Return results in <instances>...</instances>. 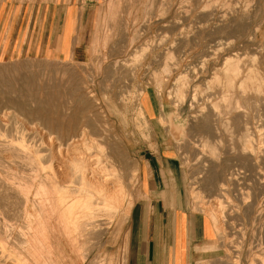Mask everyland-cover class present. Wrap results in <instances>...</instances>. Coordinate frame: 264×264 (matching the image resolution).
<instances>
[{
  "label": "rangeland",
  "instance_id": "1",
  "mask_svg": "<svg viewBox=\"0 0 264 264\" xmlns=\"http://www.w3.org/2000/svg\"><path fill=\"white\" fill-rule=\"evenodd\" d=\"M151 1L64 0V2H71L73 7L84 9L82 18H79L78 21L80 30L75 43L76 54L64 60H46L36 56L23 55V46L13 36L15 29L20 25L23 26V14L27 17L36 16L40 7L49 3L51 5L55 0H7L9 12H15L13 16L16 14V19L14 18L13 22H7L6 25L11 29L8 35L0 34V93H3L0 94V97L5 95L9 97V100H5L6 96L0 100V145L3 146H0V253L3 255L0 254L2 256H0V264H23L24 259H26L25 262L29 260L26 262L27 264H34L41 258L40 264L43 262L51 264L53 260L54 262L57 261L55 263L58 264H131L134 260L137 264H143L145 247L143 243H146V230L142 229L140 232V243L135 248L132 247L133 249L130 246L132 236L130 225L133 219L134 222H137V214L135 216L132 214L134 206L139 205L140 211L143 213L145 209V215L142 213L139 215L140 224L144 223V220L147 221V207H145L141 193L142 197L138 195V169L141 160L159 157L165 159V164L167 163L168 167L165 168L164 172H157L155 176L162 183L161 189L174 194L175 197L173 196L172 201L178 208L182 205L191 212L198 213L210 220V211L208 210L216 206L215 201H220L221 206L223 205L224 211L218 213L219 220L217 217L216 225L218 226H214L217 227L216 229H222H219L221 233L217 231V234L216 230L212 228L215 235L213 241L197 248L198 253L193 256L189 264H264V259H262L264 258V0ZM5 2L6 0H0V8ZM146 2L148 3L146 4ZM246 8L248 9L246 10ZM242 9L247 11L245 18L238 15V10ZM221 12L226 13L222 20L218 15ZM79 14L77 13V16ZM256 32L258 33L256 34ZM251 37H254V43L252 42L253 44L246 48V53L248 55L251 53V56L247 55L245 59L250 63L249 57L254 58L255 55V60L260 58L262 62L260 69L263 78L262 90L256 92L254 87L248 90L244 96L237 94L240 105L246 111L242 115L241 112L235 113L233 109L228 107L229 103L226 104L222 100L220 89L211 80L214 70L219 69L223 59L227 55L231 56L235 53V49H238L244 41ZM230 40L237 44V48L234 49L231 45L226 46ZM139 56L140 58H138ZM25 75L37 78V83L43 85H47L48 80L54 79L55 83L62 85L61 93L58 92L60 99L56 101L51 96L45 101L44 96L38 90L36 96H29L25 90L20 89L23 82L21 78ZM59 76L60 78H58ZM66 77L72 78L75 83L77 82L79 89L74 90V93H71L69 79ZM57 79L59 80L57 81ZM11 84L15 93L13 90L11 92V89H7L12 87ZM65 86L67 91L64 92H67L65 93L68 95H65L67 98L64 97L63 93ZM6 89L9 91L6 92ZM8 92L10 95L18 94V96L24 95V97H20V99L22 98L21 101L15 95L13 98L10 97ZM21 92L23 93L21 94ZM123 97L126 98L123 99ZM28 99H32V101L30 102ZM2 100H5V103ZM11 101L18 103L21 101L22 107L21 104L20 106L12 104L10 106ZM62 102L63 104L60 105ZM50 103H53L52 106L54 105L55 110ZM47 106L49 109L46 108V113L45 107ZM37 107H41L45 113L32 112ZM21 109L25 111L22 112ZM226 109L230 110L227 111ZM48 110L52 112L49 113ZM152 110L153 112H151ZM205 115L208 116L210 124L208 133L201 132L197 128ZM236 116H239L237 128L235 125L233 126ZM39 119H58L63 124L68 123L71 119H76L80 125L77 124V135L84 132L83 139L86 138L84 139L86 144L84 149L89 155L86 153L87 159L90 158L88 165L91 163L90 167L93 168L94 166L96 171H94L93 176H88L92 182L96 178L100 182L104 177L106 178V174H103L102 168H100L103 167L106 156L109 154L118 156V159H114V161L111 159L115 164L113 165L117 169V173L108 178L111 179L110 181L113 180L116 185L119 184L117 187L114 186L117 189L123 185L121 190L124 192L121 191V195L125 196L122 197L123 202L121 199L122 206L110 209L111 211L117 210H115L116 213L114 210L112 211L113 218L111 214L108 215L111 212L110 206H105L106 203L104 204L101 200H99L100 202L95 200L98 195L96 196L93 188H85L82 187V184L79 185L81 180L77 175L78 173L76 174L72 170L73 167L70 162L64 161V163L59 162L57 164L54 161L56 154L52 153H56L54 152L55 147L61 143L66 132L46 128V125L44 127L43 122ZM86 122L89 128L85 129L83 125ZM244 123H247V126H244ZM247 136L249 137L247 138ZM245 138H250L252 153H254L251 156L239 151V146L242 145L243 140H246ZM12 144L13 147L8 146H12ZM51 144L52 146H50ZM48 146L50 147L48 148ZM19 148L22 150L20 151ZM50 149H54L53 152L52 150L50 152ZM213 151H215L214 154H211ZM65 163L68 164L67 166L70 164L68 171H66ZM69 168L74 176L72 172L69 173ZM239 171L243 172L241 176ZM233 173L239 174L236 190L230 184ZM67 174H72L73 177ZM243 174L247 176L242 178ZM75 176L78 179H75ZM152 178L154 181V176ZM115 181L120 182L116 183ZM77 185L89 192L91 191L93 194L90 198L91 207L95 210L97 206H100L96 209L97 212L92 211L93 208L86 207V204L82 202L85 210L91 209L92 211L91 213L87 210L85 212L84 208L81 207L83 206L81 202L77 201L78 204L74 200L76 193L77 195L80 194ZM110 185L111 183L108 187ZM65 187L69 193L74 190L73 193H70L71 196L74 194L73 197H70L69 193L67 194L66 190H63V188L66 189ZM152 187V189H156L153 184ZM65 194L68 195L67 198H64ZM240 194L242 198L238 200L241 197ZM238 196L239 198H237ZM64 199L71 200L69 202L64 201L66 206L61 209V200ZM197 199H202V202L200 200V203L199 201L196 202ZM93 201L99 204L97 203L95 206ZM206 201L211 202L208 207ZM71 205H73L74 210H71ZM67 206L71 207L70 211L75 212L70 218H67L63 212ZM78 206L81 209H78ZM98 209H100L99 212ZM76 212H80L82 215ZM204 212L209 213L207 215ZM84 213H88V217ZM109 216L111 219L108 218ZM74 217L78 218L79 221L78 219H76L77 221L73 219V221L71 218ZM79 222L81 223L79 224ZM89 222H95V227ZM96 226L98 228L103 226L102 232ZM42 228H44V236L47 237L49 244L44 251L50 250L51 260L48 257L49 254L46 257L43 255L42 246H39L38 241L35 242L36 240L33 239V235L39 237L37 234H40ZM89 228L92 234L90 231L88 232ZM95 228H97V233ZM92 229L95 230L92 231ZM77 232L79 234L84 233L78 236ZM99 232L103 235L101 236ZM94 233L99 234L100 237ZM54 236H56L55 240H53ZM70 237L71 239L73 237L72 240L75 241H71ZM73 242H77V245ZM35 246L37 247L34 248ZM29 249L33 253L32 257L30 256L31 253L28 252ZM37 250L38 252H36ZM59 250H62L63 254L60 255ZM28 254L31 258L39 256L36 257V261L34 258L32 261ZM59 255L60 257L57 258ZM46 258L51 263L46 261ZM59 259L65 260L62 262ZM54 262L53 264H55Z\"/></svg>",
  "mask_w": 264,
  "mask_h": 264
},
{
  "label": "bare ground",
  "instance_id": "2",
  "mask_svg": "<svg viewBox=\"0 0 264 264\" xmlns=\"http://www.w3.org/2000/svg\"><path fill=\"white\" fill-rule=\"evenodd\" d=\"M109 1V0H108ZM119 1V0H118ZM147 1V0H146ZM153 1V0H152ZM151 1V2H152ZM181 1V0H180ZM183 1V0H182ZM212 2V1H211ZM247 2V1H246ZM249 2V1H248ZM111 3V2H110ZM148 2H146V4H147ZM186 3V2H185ZM214 3V2H213ZM236 3V2H235ZM240 3V2H239ZM118 4V3H117ZM181 4V3H180ZM222 4V3H221ZM242 4V3H241ZM227 5V4H226ZM239 5V4H238ZM112 6V5H111ZM148 6H149V4H148ZM150 6H152V5H150ZM180 6V5H179ZM216 6V5H215ZM221 6V5H220ZM114 7V6H113ZM178 7V6H177ZM117 8H119L118 6H117ZM148 8V7H147ZM168 8V7H167ZM235 8V7H234ZM237 8V7H236ZM243 8V7H242ZM150 9H152V8H150ZM169 9V8H168ZM243 9H245V8H243ZM238 10V15L241 17V18H245V16L247 15L246 14V12H245V10ZM248 8H246V10H247ZM108 10H110L109 8H108ZM166 10V9H165ZM204 10V9H203ZM142 11V10H141ZM150 11V10H149ZM152 11V10H151ZM185 11V10H184ZM222 11V10H221ZM224 11V10H223ZM230 11V10H229ZM108 12V11H107ZM149 13H151V12H149ZM163 13V12H162ZM182 13V12H181ZM187 13V12H186ZM220 13V12H219ZM230 13V12H229ZM114 14H116V13H114ZM114 14H112L113 16H114ZM145 14H147V13H145ZM159 15H160V13H158ZM188 14V13H187ZM225 14L226 13H224V12H221V14H218V15H220L219 16V18L222 20V18H224L225 17ZM186 15V14H185ZM122 16V15H121ZM147 16H148V14H147ZM116 17V16H115ZM146 17V16H145ZM151 17V16H150ZM105 18V17H104ZM117 18V17H116ZM149 18V17H148ZM103 19V18H102ZM107 20V19H106ZM221 20H219V21H221ZM135 21V20H134ZM170 21V20H169ZM106 22V21H105ZM180 22V21H179ZM103 23V22H102ZM103 26V25H102ZM226 26V25H225ZM156 30V29H155ZM253 30H255V29H253ZM258 32H256V34H257ZM105 34V33H104ZM193 34V33H192ZM136 35H138L137 33H136ZM122 36H123V34H122ZM121 37V36H120ZM246 38V37H245ZM111 39V38H110ZM160 40V39H159ZM253 40H254V37H251V38H248V40H246V41H244L243 42V44H242V46H240V47H238V49H235V48H237L236 47V43L234 42V41H231V44H229L230 43V41H229V43L228 44H226V46H228V45H231L234 49H235V53H233L231 56L230 55H227L226 56V58L225 59H223V61H222V63L220 64V67H219V69H216V70H214V73H213V76H212V80H211V82L213 83V84H215L219 89H220V93H221V98H222V100L223 101H225L226 102V104L227 103H229L228 105V107H230V109H233L234 111H235V113H242V115H244L245 113H246V111H245V108L242 106V105H240V101H239V99L237 98V94H239L240 96H244L245 94H247L248 93V90H251V89H253L254 87H255V91L256 92H260L261 90H262V88H261V82H262V75H261V65H262V62H261V60H260V58L259 59H254L255 58V55H254V58H252V57H249L250 59H249V61H250V63L247 61V59H245V57L248 55V53H246V48H248V47H250L254 42H253ZM122 41V40H121ZM132 41V40H131ZM135 41V40H134ZM147 41V40H146ZM164 41V40H163ZM133 42V41H132ZM150 42V41H149ZM152 42V41H151ZM162 42V41H161ZM222 42V41H221ZM253 42V43H252ZM104 43V42H103ZM106 43V42H105ZM146 43V42H145ZM218 43V42H217ZM97 45V44H96ZM103 45V44H102ZM158 45V44H157ZM153 46V45H152ZM254 46V45H253ZM150 47V46H149ZM130 48V47H129ZM142 48V47H141ZM154 48V47H153ZM252 49V48H251ZM219 50V49H218ZM253 50V49H252ZM141 51V50H140ZM239 51H240V53H239ZM248 51V50H247ZM254 51V50H253ZM146 52V51H145ZM219 52H220V50H219ZM249 52V51H248ZM138 53V52H137ZM140 53V52H139ZM250 53V52H249ZM143 54V53H142ZM141 54V55H142ZM254 54V53H253ZM256 54V53H255ZM244 55V56H243ZM258 55V54H257ZM137 56H138V54H137ZM248 56H251V53H250V55H248ZM142 57V56H141ZM225 57V56H224ZM257 57V56H256ZM135 58V57H134ZM138 58H140V56L138 57ZM144 58V57H143ZM213 58V57H212ZM252 58V59H251ZM263 58V57H262ZM126 60V59H125ZM139 60V59H138ZM155 60V59H154ZM137 61V60H136ZM165 61V60H164ZM123 62V61H122ZM123 64V63H122ZM108 65V64H107ZM135 65V64H134ZM203 65V64H202ZM133 66V65H132ZM165 67V66H164ZM204 68V67H203ZM165 69V68H164ZM163 69V70H164ZM162 70V71H163ZM196 70V69H195ZM48 72H51V71H48ZM164 72V71H163ZM170 73V72H169ZM42 74V73H41ZM54 74V73H53ZM47 75H48V73H47ZM50 75V74H49ZM69 75V74H68ZM161 75V74H160ZM160 75H159V77H160ZM71 76V75H70ZM167 76V75H166ZM187 76V75H186ZM72 77V76H71ZM110 77V76H109ZM133 77V76H132ZM158 77V78H159ZM200 77H202V76H200ZM54 78V77H53ZM58 78H60V76L58 77ZM66 78H68V77H66ZM197 78V77H196ZM69 79V78H68ZM180 79V78H179ZM186 79V78H185ZM184 79V80H185ZM198 79V78H197ZM21 80L23 81L22 83H21V85H22V87L20 88V89H22L23 91L25 90V92L26 93H28V95L29 96H34L35 94H37L38 93V91H39V93H41L43 96H44V98H45V101H47L51 96H53L52 97V99H55L56 101H57V99H60L59 97H60V94L59 93H61V90H60V88L62 87V85H60V84H58V83H55L54 82V79H50V80H48L49 81V83L47 84V85H43V84H40V83H37V78H35V77H32L31 75H25V76H22V78H21ZM59 79H57V81H58ZM2 81V80H1ZM179 81V80H178ZM206 81H208L207 79H206ZM263 81H264V79H263ZM67 82V81H66ZM94 82V81H93ZM185 82V81H184ZM210 82V81H209ZM158 83V82H157ZM186 83V82H185ZM258 83V84H257ZM79 84V83H78ZM187 84V83H186ZM205 84H206V82H205ZM15 85H17V84H15ZM69 85L71 86V88H70V90L72 91H69V92H71V93H74L75 91L74 90H78L79 88H78V85H77V82L75 83L74 81H73V79L72 78H70L69 79ZM111 85V84H110ZM256 85V86H255ZM10 86V85H9ZM11 86H12V84H11ZM10 86V87H11ZM69 86V87H70ZM80 86V85H79ZM186 86V85H185ZM16 87H18V86H16ZM13 88V86L11 87V88H7V89H11L10 91L12 92V90H13V93H15V91H14V89H12ZM24 88V89H23ZM158 88H160V87H158ZM196 88V87H195ZM6 89V92L7 91H9V90H7ZM120 89V88H119ZM184 89V88H183ZM208 89V88H207ZM17 90V89H16ZM38 90V91H37ZM53 90V92H51L50 93V91H52ZM123 90V89H122ZM209 90H210V88H209ZM212 90V89H211ZM18 91V90H17ZM21 91V90H20ZM37 91V92H36ZM56 91H57V93H56ZM64 91H67V88H66V86H65V90H64V87H63V93H64V97H66V96H68V95H66L65 93H67V92H64ZM90 91V90H89ZM59 92V93H58ZM69 92H68V94H69ZM211 92V91H210ZM13 93H11V94H13ZM18 93V92H17ZM23 92H21V94H22ZM102 93V92H101ZM183 93V92H182ZM0 94H3V93H0ZM20 94V93H19ZM135 94V93H134ZM8 95H10L9 94V92H8ZM13 95H15V94H13ZM13 95H10V97L12 96V98H13ZM39 95V94H38ZM66 95V96H65ZM201 95H202V93H201ZM1 96H3V95H1ZM6 96V95H5ZM5 96H3L4 98H5ZM15 96H17V97H19V100H21L20 99V97L22 96V95H19L18 96V94L17 95H15ZM14 96V97H15ZM29 96H26L27 98H30ZM36 96V95H35ZM69 96H70V94H69ZM90 96H92V95H90ZM178 96V95H177ZM3 97H0V100L3 98ZM7 97V96H6ZM22 97H24V95L22 96ZM26 97H25V99H26ZM39 97V96H38ZM38 97H37V100H38ZM56 97V98H55ZM63 97V96H62ZM63 97V98H64ZM108 97V96H107ZM32 98V97H31ZM67 98V97H66ZM103 98H105V97H103ZM111 98V97H110ZM120 98V97H119ZM124 98H126V97H123V99ZM9 100V97H7L5 100ZM17 99V98H16ZM25 99H23L24 101H26ZM33 99V98H32ZM32 99L31 100H29L28 99V101H32ZM35 99V98H34ZM129 99V98H128ZM5 100L3 101V103H5ZM36 100V99H35ZM35 100H33V101H35ZM63 100V99H62ZM22 101V100H21ZM20 101V102H21ZM23 101V102H24ZM1 102V101H0ZM18 103L17 101H11L10 102V106H12V105H19L20 106V104H21V107H22V104L23 103ZM39 102L40 103H42L40 100H39ZM50 102V101H49ZM52 102H55V101H52ZM96 102V101H95ZM179 102V101H178ZM6 103H8L7 101H6ZM25 103V102H24ZM35 103V102H34ZM33 103V104H34ZM38 103V102H37ZM48 103V102H47ZM56 103V102H55ZM67 103V102H66ZM131 103V102H130ZM12 104V105H11ZM51 104V107H53L54 108V105L52 106V104L53 103H50ZM63 104V102L60 104V105H62ZM224 104V103H223ZM7 106H8V104H6ZM26 105V104H25ZM35 105H39V104H35ZM34 105V106H35ZM40 105H42V104H40ZM47 105V104H46ZM133 105V104H132ZM247 105V104H246ZM45 106V105H44ZM178 106V105H177ZM49 106H47V107H45V112L47 113V111H46V108H48ZM50 107V108H51ZM109 107V106H108ZM111 107V106H110ZM191 107V106H190ZM189 107V108H190ZM218 107V106H217ZM35 108V107H34ZM20 109V108H19ZM49 109V108H48ZM57 109V108H56ZM205 109V108H204ZM230 109H228V110H230ZM51 110V109H50ZM54 110H55V108H54ZM54 110H53V112H54ZM227 110V109H226ZM227 110V111H228ZM21 111H22V109H21ZM25 110H23L22 112H24ZM28 111H31V110H28ZM49 111V110H48ZM221 111V110H220ZM225 111V110H224ZM6 112V111H5ZM27 112V111H26ZM32 112H34V113H45L44 112V110L43 109H41V107L39 108V107H37V109H35V110H32ZM31 112V113H32ZM50 112H52V111H49V113ZM231 112V111H230ZM28 113V112H27ZM69 113V112H68ZM140 113V112H139ZM5 114V113H4ZM54 114V113H53ZM257 114V113H256ZM33 115H35V114H33ZM249 115V114H248ZM247 115V116H248ZM14 116H16V115H14ZM36 116V115H35ZM38 116V115H37ZM138 116V115H137ZM246 116V117H247ZM123 117V116H122ZM238 117L239 116H236L235 118H234V123H233V126L235 125V127L237 126V123H238ZM254 117V116H253ZM21 118V117H20ZM49 118V117H48ZM233 120V119H232ZM39 121H41V122H43V126L45 127V125H46V128H49V129H52V130H55V131H60V132H66L65 133V136H63V138H62V141H61V143L58 145V146H56L55 147V151L54 152H56V153H52V154H56L55 155V157H54V161H56V163L57 164H59V162H63L64 163V161H68V163L70 162V164L72 165V167H73V171L79 176V178H80V182H79V185L80 184H82L83 186L82 187H85V188H87V187H90L92 190H94L95 192H96V196H97V199H95V200H97V201H99V200H101V201H103V203L105 204V206L107 205V206H110L109 207V210L110 209H112V208H118L122 203H121V199H122V197L123 196H125V195H121V191H123V190H121V188L123 187V185H122V187L120 188H116L117 186H119V184L118 185H116L114 182H113V180L112 181H110L111 179H109L110 178V176L111 175H115L116 173H117V169L115 168V164H114V159H118V156L117 155H115V154H109V156H106V160L104 161V164H103V167H100V168H102V171H103V174H106V178L104 177L103 179H102V181L100 182L99 180H96L95 179V181L94 182H92V180H89L88 178V176H93V174H94V166H93V168H91L90 167V165H91V163H90V165H88L89 164V159H87V157H86V151H85V149H84V146L86 145L85 143H84V139H86V138H84L83 139V135H84V132H82L81 134H79V135H77V121H76V119H71L68 123H66V124H63L62 122H60V120H58V119H54V120H51V119H39ZM195 121V120H194ZM23 122V121H22ZM228 123H229V121H228ZM79 125V124H78ZM91 125V124H90ZM89 125V126H90ZM80 126V125H79ZM229 126V125H228ZM231 126V125H230ZM244 126H247V123H244ZM31 128V127H30ZM29 128V129H30ZM33 128V127H32ZM83 128H89L88 127V123L86 122V123H84V125H83ZM201 132H204V133H208L209 131H210V124H209V122H208V116H203V119H202V123L201 124H199L198 125V127H197ZM237 128V127H236ZM246 129H247V127H245ZM13 129V128H12ZM151 129V128H150ZM197 129V130H198ZM35 130V129H34ZM28 131V130H27ZM83 131H84V129H83ZM261 131V130H260ZM3 132V131H2ZM2 132H1V134H2ZM26 132V131H25ZM31 132V131H30ZM32 132H33V130H32ZM46 132V131H45ZM246 132H247V130H246ZM28 133V132H27ZM245 133V132H244ZM14 134V133H13ZM246 134V133H245ZM8 135V134H7ZM247 135V134H246ZM52 136V135H51ZM50 136V137H51ZM77 136H80V138H77ZM250 136V135H249ZM249 136H247V138L249 137ZM3 137H5L4 135H3ZM222 137V136H221ZM245 137V136H244ZM251 137V136H250ZM10 138V137H9ZM54 138V137H53ZM247 138H245L246 140L244 141L243 140V143H242V145L241 146H239V151H240V153H242V154H245V155H249V156H251L252 154H254V153H252V148H251V145L252 144H250L251 142H250V138L249 139H247ZM2 139V138H1ZM6 139V138H5ZM48 139H49V137H48ZM252 139V138H251ZM17 141V140H16ZM86 141V140H85ZM97 141V140H96ZM219 141V140H218ZM252 142H253V140H251ZM10 142V141H9ZM8 142V143H9ZM14 142V141H13ZM19 142V141H18ZM107 142V141H106ZM206 142L208 143V141L206 140ZM2 143V142H1ZM8 143H5V144H8ZM42 143V142H41ZM59 143V142H58ZM58 143H56V144H58ZM202 143V142H201ZM219 143V142H218ZM10 144V143H9ZM21 144V143H20ZM203 144V143H202ZM206 144V143H205ZM212 144V143H211ZM254 144V143H253ZM1 147H3L2 145H0ZM7 146V145H6ZM8 146H10V147H13V144H12V146L11 145H8ZM50 146H52V144L50 145ZM50 146H48V148L50 147ZM213 146V145H212ZM19 147V146H18ZM17 147V148H18ZM86 147V146H85ZM183 147V146H182ZM261 147V146H260ZM8 148V147H7ZM34 148V147H33ZM105 148V147H104ZM103 148V149H104ZM262 148V147H261ZM27 149V148H26ZM89 148L87 147V150H88ZM231 149V148H230ZM258 149V148H257ZM263 149V148H262ZM8 150V149H7ZM17 150V149H16ZM19 150H20V148H19ZM18 150V151H19ZM21 150H22V148H21ZM20 150V151H21ZM51 150L52 149H50V152H51ZM54 150V149H53ZM53 150H52V152H53ZM101 150V149H100ZM210 150V149H209ZM213 150V149H212ZM260 150V149H259ZM17 151V152H18ZM92 151V150H91ZM111 151H113V150H111ZM211 151V150H210ZM258 151V150H257ZM100 152V151H99ZM105 152V151H104ZM214 152L215 151H213V153H211V154H214ZM9 153V152H8ZM11 153V152H10ZM122 153V152H121ZM260 153V152H259ZM22 154V153H21ZM20 154V155H21ZM51 154V155H52ZM2 155V154H1ZM11 155H13V154H11ZM18 155H19V152H18ZM37 155V154H36ZM87 155H88V153H87ZM28 156V155H27ZM39 156V155H38ZM54 156V155H53ZM89 156V155H88ZM117 156V157H116ZM120 156H121V154H120ZM211 156V155H210ZM213 156V155H212ZM258 156H260V155H258ZM264 156V155H263ZM36 157V156H35ZM214 157V156H213ZM262 157V156H261ZM100 158V157H99ZM211 158V157H210ZM256 158H257V156H256ZM17 159V158H16ZM42 159V158H41ZM49 159V158H48ZM113 161H112V160ZM121 159V158H120ZM200 159V158H199ZM213 159V158H212ZM261 159V158H260ZM9 160H11V159H9ZM32 160V159H31ZM101 160V159H100ZM215 160H216V158H215ZM258 161H259V159H257ZM16 161V160H15ZM25 161V160H24ZM46 161V160H45ZM213 161H214V159H213ZM256 161V160H255ZM9 162V161H8ZM33 162V161H32ZM31 162V163H32ZM92 162V161H91ZM96 162V161H95ZM98 162V161H97ZM111 164H110V163ZM48 163V162H47ZM93 163V162H92ZM258 163V162H257ZM7 164V163H6ZM28 164H30V163H28ZM33 164V163H32ZM36 164V163H35ZM66 164V163H65ZM64 164V165H65ZM70 164H69V166H70ZM95 164V163H94ZM98 164V163H97ZM101 164H102V161H101ZM114 164V165H113ZM38 165V164H37ZM62 165V164H61ZM68 164H66V166H67ZM93 165V164H92ZM96 165V164H95ZM20 166V165H19ZM23 166V165H22ZM40 166V165H39ZM69 166H67V170L66 171H68V167ZM88 166H89V168H88ZM97 166V165H96ZM99 166V165H98ZM260 166V165H259ZM1 167V166H0ZM33 167V166H32ZM5 168V167H4ZM4 168H3V170H4ZM39 168V167H38ZM66 168V167H65ZM71 168V167H70ZM70 168H69V173H71L72 171L70 170ZM2 169V168H1ZM10 169V168H9ZM24 169V168H23ZM98 169V168H97ZM96 169V170H97ZM33 170V169H32ZM37 170V169H36ZM204 170V169H203ZM23 171V170H22ZM98 171H99V169H98ZM201 171V170H200ZM51 172H53V171H51ZM60 172V171H59ZM96 172V171H95ZM260 172V171H259ZM41 173V172H40ZM44 173V172H43ZM67 173V172H66ZM73 173V172H72ZM98 173V172H97ZM96 173V174H97ZM239 173H240V176H241V174L243 173V172H241V171H239ZM36 174V173H35ZM101 174V173H100ZM246 174V173H245ZM245 174H243V176H242V178L244 177V176H247V175H245ZM257 174V173H256ZM260 174V173H259ZM262 174V173H261ZM5 175V174H4ZM37 175V174H36ZM55 175V174H54ZM68 175V174H67ZM70 175V174H69ZM68 175V176H69ZM98 175V174H97ZM18 176V175H17ZM41 176V175H40ZM70 176H72V174L70 175ZM73 176H74V173H73ZM72 176V177H73ZM117 176V175H116ZM232 179H230V180H232V182L230 183L233 187H234V189H235V187L238 185V181H239V174L238 173H233L232 175ZM259 176V175H258ZM19 177V176H18ZM55 177V176H54ZM77 176H75L74 178L75 179H78V178H76ZM102 177H103V175H102ZM109 177V178H108ZM260 177V176H259ZM258 177V178H259ZM15 178V177H14ZM69 178V177H68ZM113 178V177H112ZM261 178V177H260ZM23 179V178H22ZM30 179V178H29ZM28 179V180H29ZM36 179H38V178H36ZM47 179V178H46ZM65 179V178H64ZM72 179V178H71ZM100 179V178H99ZM114 179V178H113ZM120 179V178H119ZM18 180V179H17ZM35 180V179H34ZM41 180V179H40ZM43 180V179H42ZM59 180V179H58ZM94 180V179H93ZM115 180V179H114ZM195 180V179H194ZM256 180V179H255ZM1 181V180H0ZM129 181V180H128ZM193 181V180H192ZM243 181V180H242ZM241 181V182H242ZM252 181V180H251ZM20 182V181H19ZM22 182V181H21ZM45 182V181H44ZM54 182V181H53ZM116 183H119V182H117V181H115ZM238 182V183H237ZM43 183V182H42ZM49 183V182H48ZM73 183V182H72ZM111 183V185H110V187H108L109 186V184ZM191 183V182H190ZM121 184V183H120ZM223 184V183H222ZM24 185V184H23ZM29 185V184H28ZM47 185V184H46ZM45 185V186H46ZM58 185V184H57ZM72 185V184H71ZM192 185V184H191ZM251 185V184H250ZM18 186V185H17ZM26 186V185H25ZM48 186V185H47ZM46 186V187H47ZM66 186V185H65ZM74 186V185H73ZM73 186H72V188H73ZM76 186V185H75ZM93 186V187H92ZM114 186H116V187H114ZM121 186V185H120ZM197 186V185H196ZM252 186V185H251ZM40 187V186H39ZM50 187V186H49ZM58 187V186H57ZM69 188H70V186H68ZM79 186L77 185V188H78ZM81 187V186H80ZM78 188V190L80 191L79 193V195H77V191L75 192L76 193V198H78V199H74V198H72V199H74V200H76V202L77 201H79V202H81V204L83 205V203L82 202H84V204H86L85 206L86 207H88V208H93V207H91V205H92V203H91V197L93 196V194L91 193V191L89 192V191H87L85 188ZM191 187H193V186H191ZM220 187H222V186H220ZM10 188V187H9ZM23 188V187H22ZM40 188H42V187H40ZM51 188V187H50ZM50 188H48V189H50ZM62 188V187H61ZM66 188V187H65ZM68 188V189H69ZM189 188V187H188ZM196 188V187H195ZM194 188V189H195ZM231 188V187H230ZM74 190H76L75 188H73ZM73 189H71V190H73ZM89 189V188H88ZM207 189V188H206ZM5 190V189H4ZM26 190V189H25ZM47 190V189H46ZM52 190V189H51ZM50 190V191H51ZM56 190V189H55ZM63 190H66V192H67V194L69 193V190L67 191V188L66 189H64L63 188ZM62 190V191H63ZM74 190H73V192H74ZM90 190V189H89ZM192 190V189H191ZM190 190V191H191ZM197 190V189H196ZM236 190V189H235ZM238 190V189H237ZM194 191V190H193ZM220 191V190H219ZM225 191V190H224ZM227 191V190H226ZM240 191V190H239ZM245 191V190H244ZM27 192V191H26ZM43 192V191H42ZM64 192V191H63ZM65 192V193H66ZM72 191H70V193H71ZM72 192V193H73ZM94 192V193H95ZM124 192V191H123ZM223 192V191H222ZM238 192V191H237ZM236 192V193H237ZM48 193H50V192H48ZM59 193V192H58ZM68 194L70 197H73V195L71 196V194ZM128 193V192H127ZM194 193V192H193ZM235 193V194H236ZM241 193V192H240ZM61 194V193H60ZM123 194V193H122ZM191 194V193H190ZM199 194V193H198ZM220 194V193H219ZM222 194V193H221ZM225 194V193H224ZM223 194V195H224ZM241 194H243V193H241ZM240 194V195H241ZM45 195V194H44ZM68 195H66L65 194V196H64V198L67 196L68 197ZM193 195V194H192ZM222 195V196H223ZM228 195V194H227ZM226 195V196H227ZM238 195V194H237ZM18 196V195H17ZM63 196V195H62ZM78 196H80V197H78ZM95 195H94V197H96ZM234 196V195H233ZM44 197V196H43ZM66 197V198H67ZM69 197V198H70ZM201 197V196H200ZM228 197V196H227ZM1 198V197H0ZM23 198V197H22ZM60 198V197H59ZM62 198V197H61ZM68 198V199H69ZM80 198V199H79ZM194 198V197H193ZM203 198V197H202ZM223 198H224V196H223ZM226 198V197H225ZM237 198H239V196L237 197ZM241 198H242V195H241V197H240V199H238V200H241ZM46 199V198H45ZM44 199V200H45ZM51 199H53V198H51ZM227 199V198H226ZM245 199V198H244ZM59 200V199H58ZM58 200H57V202H58ZM67 199H64V200H61V204H60V208L61 209H63L65 206H66V203L64 202V201H66ZM71 200V199H70ZM69 200V201H70ZM73 200V201H74ZM93 200V199H92ZM200 200V199H199ZM198 199H197V201L196 202H198L199 201ZM202 200V199H201ZM200 200V201H201ZM219 200V199H218ZM221 200V199H220ZM251 200V199H250ZM18 201V200H17ZM23 201V200H22ZM63 201V202H62ZM68 200H67V202H69ZM124 200L122 199V202H123ZM129 201V200H128ZM200 201H199V203H200ZM212 201V200H211ZM243 201H245V200H243ZM76 202H74V203H76ZM94 202V201H93ZM96 202V201H95ZM94 202V203H95ZM100 202V201H99ZM202 202V201H201ZM207 202V207H208V205H209V203L211 204V202L210 201H206ZM205 202V203H206ZM229 202H231V201H229ZM8 203V202H7ZM20 203V202H19ZM65 203V204H64ZM78 203V202H77ZM98 203V202H97ZM97 203H95V206H97L96 204ZM102 203V204H103ZM64 204V205H63ZM70 204H72V202H70ZM79 204V203H78ZM99 204V203H98ZM103 204V205H104ZM185 204V203H184ZM39 205V204H38ZM57 205V204H56ZM55 205V206H56ZM69 205V204H68ZM101 205V204H100ZM199 205V204H198ZM204 205V204H203ZM215 207H214V205H213V207L214 208H212V209H210V210H208L209 208H206L208 211H210V223H211V227L213 228V229H215L216 230V232L217 231H219L220 232V230H222V229H216L214 226L216 225V223H217V217H218V220H219V216H218V213H220V212H222V211H224V209L222 208V206H221V202L220 201H215ZM230 205V204H229ZM228 205V206H229ZM248 205V204H247ZM17 206V205H16ZM73 205H71V207H72ZM90 206V207H89ZM93 206H94V204H93ZM122 206V205H121ZM201 206V205H200ZM199 206V207H200ZM212 206V205H211ZM70 206H67L64 210H63V212H64V214L66 215V217L67 218H70L73 214L72 213H75V212H72V211H70V208H71ZM81 207H83L84 208V210H85V207H84V205L83 206H81ZM81 207H79L78 206V209L80 208L81 209ZM100 208V206H97V208ZM248 207V206H247ZM20 208V207H19ZM57 208V207H56ZM75 208H76V204H75ZM96 208V209H97ZM101 208H102V206H101ZM107 208V207H106ZM205 208V207H204ZM73 209V207L71 208V210ZM77 209V208H76ZM94 210V208L92 209V211H96L97 212V210ZM104 209H105V207H104ZM202 210H203V208H201ZM200 209V210H201ZM3 210H4V208H3ZM15 210V209H14ZM74 210V209H73ZM84 210H82L83 212H84ZM89 213H91L92 211H91V209L89 210V209H86ZM85 210V212H87ZM99 210L100 209H98V212H99ZM114 210V209H113ZM112 210V211H113ZM116 210V209H115ZM115 210H114V212H115ZM201 210V211H202ZM231 210V209H230ZM60 211V210H59ZM75 211H80V210H75ZM81 211V212H82ZM111 211V210H110ZM112 211L110 212V213H108V215H110L111 214V216H112ZM117 211V210H116ZM197 211V210H196ZM8 212V211H7ZM109 212V211H108ZM229 212V211H228ZM16 213V212H15ZM45 213V212H44ZM76 213H80V212H76ZM94 213V212H93ZM106 213V212H105ZM116 213V212H115ZM119 213V212H118ZM201 213V212H200ZM205 213V212H204ZM207 213H209V212H207ZM207 213H205V214H207ZM50 214V213H49ZM61 214V213H60ZM77 214V215H78ZM81 215H82V213H80ZM85 214V216H87L88 215V213L86 214V213H84ZM99 214V213H98ZM104 214V213H103ZM229 214V213H228ZM45 215V214H44ZM59 215V214H58ZM76 214H74V216H75ZM105 215V214H104ZM208 215V214H207ZM237 215V214H236ZM12 216V215H11ZM18 216V215H17ZM46 216H47V214H46ZM90 216V215H89ZM23 217V216H22ZM61 218L63 217L62 215L60 216ZM75 217H77V216H75ZM71 218L72 220L73 219H75V221H77L76 219H78L79 218V215H78V218ZM88 217V216H87ZM3 218V217H2ZM20 218V217H19ZM65 218V217H64ZM84 218V217H83ZM96 218V217H95ZM104 218V217H103ZM108 218H110L111 219V217L109 216ZM112 218H113V216H112ZM128 218V217H127ZM43 219V218H42ZM85 219H87L86 217H85ZM89 219V218H88ZM90 219H91V216H90ZM93 219V218H92ZM109 219V220H110ZM209 219V218H208ZM47 220V219H46ZM62 220V219H61ZM65 220V219H64ZM82 219L80 218V221H81ZM223 220V219H222ZM236 220V219H235ZM63 221V220H62ZM68 221V220H67ZM74 221V220H73ZM72 221V222H73ZM78 221H79V219H78ZM89 221V220H88ZM87 221V222H88ZM100 221H101V219H100ZM10 222V221H9ZM68 222H70V221H68ZM87 222H85V223H87ZM91 222H92V220H91ZM91 222H89V224L90 225H92V224H94V223H91ZM109 222V221H108ZM16 223H18V222H16ZM24 223V222H23ZM81 222H79V224H80ZM84 223V224H85ZM97 223V222H96ZM98 223H99V221H98ZM107 223V222H106ZM58 224H59V222H58ZM68 224V223H67ZM83 224V225H84ZM109 224V223H108ZM221 224V223H220ZM219 224V225H220ZM45 225V224H44ZM43 225V226H44ZM71 225H72V223H71ZM86 225V224H85ZM90 225H87V226H90ZM96 225H98V224H96ZM101 225V224H100ZM8 226V225H7ZM45 226H47V224L45 225ZM65 226V225H64ZM73 226V225H72ZM216 226H218V225H216ZM10 227V226H9ZM49 227V226H48ZM53 227V226H52ZM78 227V226H77ZM93 227H95V224H94V226ZM93 227H91V228H93ZM97 227V226H96ZM102 227L103 226H101V228H100V230H101V232H102ZM108 227V226H107ZM240 227V226H239ZM24 228V227H23ZM86 228V227H85ZM98 228V227H97ZM97 228H95L96 229V233L98 232L97 231ZM99 228H98V230H99ZM231 228H232V226H231ZM244 228V227H243ZM14 229V228H13ZM68 229H70V228H68ZM67 229V230H68ZM78 229H79V227H78ZM95 229H92V231L93 230H95ZM1 230V229H0ZM74 230V229H73ZM75 230H76V228H75ZM231 230V229H230ZM237 230V229H236ZM60 231V230H59ZM66 231V230H65ZM64 231V232H65ZM77 231H79V230H77ZM86 230L84 229V232H85ZM90 231V233H91V230H90V228H89V230H88V232ZM232 231V230H231ZM28 232V231H27ZM70 232V231H69ZM74 232V231H73ZM76 232V231H75ZM74 232V233H75ZM84 232H81V233H84ZM44 233H45V231H44V228H42L41 230H40V234H37V235H39V237L38 236H35V235H33V239L34 240H36L35 242H37L38 243V245L39 246H42V251L44 252V254L43 255H45V257L47 256V254H49L48 255V257H49V259L50 258H52L51 257V253H50V250L48 251H44V249H46V247H47V245H49L48 244V240H47V237L46 236H44ZM53 233V232H52ZM72 233V232H71ZM80 233V234H81ZM86 233V232H85ZM100 233V232H99ZM221 233V232H220ZM220 233H219V235H220ZM223 233V232H222ZM225 233V232H224ZM230 233V232H229ZM34 234V233H33ZM59 234H61V233H59ZM64 234V233H63ZM79 233L77 232V235H78ZM80 234L78 235V236H80ZM89 234V233H88ZM92 234V233H91ZM95 234V233H94ZM101 234V233H100ZM217 234H218V232H217ZM54 235V234H53ZM66 235V234H65ZM69 235V234H68ZM76 235V234H75ZM76 235V236H77ZM82 235V234H81ZM85 235V234H84ZM86 235H87V233H86ZM95 235H98L99 237H100V235L99 234H95ZM103 235V233L101 234V236ZM218 235V236H219ZM231 235V234H230ZM5 236V235H4ZM60 236V235H59ZM71 236V235H70ZM73 236V235H72ZM77 236V237H78ZM116 236H117V234H116ZM223 236V235H222ZM7 237H10V236H7ZM21 237V236H20ZM38 237V238H37ZM40 237H42L41 239H40ZM52 237V236H51ZM55 237L56 236H54L53 238V240H55ZM61 237H62V235H61ZM68 237V236H67ZM73 237H75V236H73ZM73 237H72V239H73ZM82 237H84V236H82ZM230 237H232V236H230ZM69 238V237H68ZM76 238V237H75ZM81 238V237H80ZM8 239V238H7ZM70 239H71V237H70ZM71 239V241H75V240H72ZM102 239V238H101ZM228 239V238H227ZM245 239V238H244ZM5 240H6V237H5ZM120 240V239H119ZM241 240V239H240ZM69 241V240H68ZM77 241V240H76ZM235 241V240H234ZM237 241V240H236ZM238 241H239V239H238ZM58 242H59V240H58ZM78 242V241H77ZM77 242H73V243H77ZM222 242V241H221ZM224 242V241H223ZM229 242V241H228ZM4 243V242H3ZM5 243H7V242H5ZM51 243V242H50ZM68 243V242H67ZM96 243V242H95ZM234 243V242H233ZM24 244V243H23ZM34 244V243H33ZM74 244V246H76ZM229 244V243H228ZM4 245H6V244H4ZM21 245V244H20ZM57 245H58V243H57ZM56 245V246H57ZM70 245V244H69ZM219 245H220V243H219ZM223 245V244H222ZM261 245V244H260ZM8 246V245H7ZM34 246V245H33ZM53 246V245H52ZM2 247V246H1ZM13 247V246H12ZM37 246H35L34 248H36ZM61 248V246H58V248ZM235 247V246H234ZM237 247V246H236ZM57 248V249H58ZM71 248V247H70ZM76 248V247H75ZM257 248V247H256ZM1 249V248H0ZM4 249V248H3ZM6 249V248H5ZM26 249V248H25ZM40 249V250H41ZM54 249V248H53ZM52 249V251H54ZM72 249V248H71ZM30 250V249H29ZM35 250V249H34ZM78 250V249H77ZM228 250V249H227ZM2 251V250H1ZM5 251V250H4ZM28 251V250H27ZM33 251V250H32ZM57 251V250H56ZM60 251V255H61V253L63 254V251L62 250H59ZM72 251V250H71ZM262 251V250H261ZM29 252V254L31 253V250L30 251H28ZM34 252V251H33ZM36 252H38V250L36 251ZM35 252V253H36ZM45 252H46V254H45ZM55 252V251H54ZM230 252V251H229ZM57 253V252H56ZM68 253H70V252H68ZM74 253V252H73ZM1 254V253H0ZM4 254V253H3ZM7 254V253H6ZM29 254H28V257H32V255H33V253H31L30 254V256H29ZM2 255V254H1ZM0 255V256H1ZM10 255V254H9ZM53 255V254H52ZM56 255V254H55ZM60 255L57 257V258H59L60 257ZM227 255V254H226ZM3 256V255H2ZM1 256V257H2ZM35 256V255H34ZM37 256H39V255H37ZM36 256V257H37ZM63 256V255H62ZM62 256H61V258H62ZM255 256V255H254ZM263 256V255H262ZM30 257V258H31ZM36 257H33L34 258V261H36L35 259H37ZM41 257V256H40ZM4 258V257H3ZM2 258V259H3ZM21 258V257H20ZM33 258H31V260L33 259ZM39 258V257H38ZM56 258V257H55ZM71 258V257H70ZM85 258V257H84ZM252 258V257H251ZM254 258V257H253ZM8 259V258H7ZM23 259H24V257H23ZM40 259V258H39ZM42 259V258H41ZM41 259L38 261H36V262H40L41 261ZM44 259V258H43ZM47 259V258H46ZM53 259H54V257H53ZM262 259H264V258H262ZM6 260V259H5ZM5 260H4V262H5ZM24 260H26V259H24ZM23 260V262L24 263H26V262H28V261H24ZM51 260V259H50ZM57 260V259H56ZM60 260V259H59ZM58 260V261H59ZM65 260V259H64ZM63 260V261H64ZM259 260V259H258ZM33 261V260H32ZM44 261V260H43ZM46 261H49L48 259L46 260ZM45 261V262H46ZM60 261H62V260H60ZM59 261V263H61ZM62 261V262H63ZM72 261V260H71ZM83 261V260H82ZM3 262V261H2ZM22 262V263H23ZM36 262H34V264L36 263ZM50 262V261H49ZM53 262H54V260L52 261V263L51 264H53ZM55 262H57V261H55ZM54 262V263H55ZM216 262V261H215ZM235 262V261H234ZM263 262V261H262ZM0 263H1V259H0ZM23 263V264H24ZM37 263V264H38ZM42 263V262H41ZM44 263V262H43ZM42 263V264H43ZM76 263V262H75ZM84 263V262H83ZM210 263V262H209ZM254 263V262H253ZM2 264H5V263H2ZM12 264H14V263H12ZM27 264V263H26ZM40 264V263H39ZM44 264H47V263H44ZM55 264H58V263H55ZM65 264V263H64ZM68 264V263H67ZM74 264V263H73ZM205 264V263H204Z\"/></svg>",
  "mask_w": 264,
  "mask_h": 264
},
{
  "label": "crops",
  "instance_id": "3",
  "mask_svg": "<svg viewBox=\"0 0 264 264\" xmlns=\"http://www.w3.org/2000/svg\"><path fill=\"white\" fill-rule=\"evenodd\" d=\"M74 7L71 2L55 0L51 5L49 3L40 7L36 16L27 17L23 14V26L17 27L13 36L23 46V55L64 60L76 54L75 43L80 30L78 21L82 18L84 9ZM14 13L9 12L6 0L0 8V34L8 35L11 32L6 24L16 19ZM77 13H80L79 16ZM166 167L168 165L165 164V159L159 157L141 160L138 169V195L143 196L142 200L147 207V221L143 217L144 223L140 224L139 215H145V209L143 208V213L139 205L134 206L132 214H137V222L133 219L130 225V246L135 248L140 243V232L142 229L146 230L143 264H189L198 253L196 249L213 241L215 236L212 225L205 216L193 213L182 205L178 208L172 201L174 194L161 189L162 183L155 174L164 172ZM152 184L156 186L155 190L152 189ZM131 264H137L136 260Z\"/></svg>",
  "mask_w": 264,
  "mask_h": 264
}]
</instances>
